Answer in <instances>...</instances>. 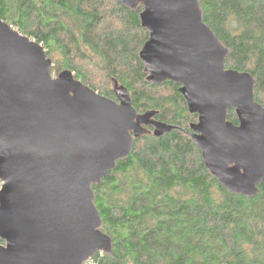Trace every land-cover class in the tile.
Instances as JSON below:
<instances>
[{
    "label": "water",
    "instance_id": "1",
    "mask_svg": "<svg viewBox=\"0 0 264 264\" xmlns=\"http://www.w3.org/2000/svg\"><path fill=\"white\" fill-rule=\"evenodd\" d=\"M115 1L143 7L147 81L179 85L197 114L188 133L207 170L227 192L255 196L264 181V106L254 77L226 68L229 50L204 22L199 0ZM51 66L40 43L0 19V264H83L110 253L93 185L135 138L174 128L154 110L137 112L125 86L115 83L111 99L70 69L53 76Z\"/></svg>",
    "mask_w": 264,
    "mask_h": 264
},
{
    "label": "trees",
    "instance_id": "2",
    "mask_svg": "<svg viewBox=\"0 0 264 264\" xmlns=\"http://www.w3.org/2000/svg\"><path fill=\"white\" fill-rule=\"evenodd\" d=\"M199 3L229 50L226 68L249 72L264 106V0ZM142 10L115 0H0V19L43 46L51 74L70 69L111 99L115 83L123 85L137 112L154 110L174 126L162 137L135 138L128 156L93 185L100 229L112 239L98 264H264V181L247 197L227 192L207 170L188 133L197 114L179 85L147 81L139 57L149 36ZM89 72L103 88L88 81ZM228 120L238 123L234 110Z\"/></svg>",
    "mask_w": 264,
    "mask_h": 264
},
{
    "label": "rangeland",
    "instance_id": "3",
    "mask_svg": "<svg viewBox=\"0 0 264 264\" xmlns=\"http://www.w3.org/2000/svg\"><path fill=\"white\" fill-rule=\"evenodd\" d=\"M15 29H17V28H15ZM32 40H35V39H33V38H31ZM85 70H88V66L87 67H85ZM95 73V72H94ZM93 72H89L88 73V76H89V82L90 83H93V84H95L97 87H100V88H103L104 87V85H105V82H104V80L103 79H101L97 74H94ZM57 74L58 73H55V74H52L53 76H57ZM74 74V73H73ZM111 87H112V85H111ZM196 122H197V120H196Z\"/></svg>",
    "mask_w": 264,
    "mask_h": 264
},
{
    "label": "built area",
    "instance_id": "4",
    "mask_svg": "<svg viewBox=\"0 0 264 264\" xmlns=\"http://www.w3.org/2000/svg\"><path fill=\"white\" fill-rule=\"evenodd\" d=\"M3 182L0 181V191L2 189ZM104 254L103 251H98L93 256L89 257L86 261L83 262V264H98V261L100 257H102Z\"/></svg>",
    "mask_w": 264,
    "mask_h": 264
}]
</instances>
